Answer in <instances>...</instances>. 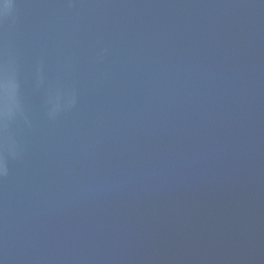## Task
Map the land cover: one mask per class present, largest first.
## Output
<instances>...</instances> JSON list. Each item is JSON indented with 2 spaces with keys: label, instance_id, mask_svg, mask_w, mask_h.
Returning a JSON list of instances; mask_svg holds the SVG:
<instances>
[{
  "label": "water",
  "instance_id": "water-1",
  "mask_svg": "<svg viewBox=\"0 0 264 264\" xmlns=\"http://www.w3.org/2000/svg\"><path fill=\"white\" fill-rule=\"evenodd\" d=\"M0 264H264V0H0Z\"/></svg>",
  "mask_w": 264,
  "mask_h": 264
},
{
  "label": "clouds",
  "instance_id": "clouds-1",
  "mask_svg": "<svg viewBox=\"0 0 264 264\" xmlns=\"http://www.w3.org/2000/svg\"><path fill=\"white\" fill-rule=\"evenodd\" d=\"M8 91H9V85H8V83L6 82V92L4 93L3 97L0 98V99H3L4 97H6L7 94H8ZM2 171H3V168H2V165H0V172H2Z\"/></svg>",
  "mask_w": 264,
  "mask_h": 264
}]
</instances>
